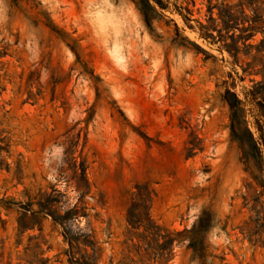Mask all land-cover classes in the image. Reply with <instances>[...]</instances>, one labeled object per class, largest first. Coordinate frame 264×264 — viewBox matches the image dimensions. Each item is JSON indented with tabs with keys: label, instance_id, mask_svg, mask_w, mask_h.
<instances>
[{
	"label": "rangeland",
	"instance_id": "rangeland-1",
	"mask_svg": "<svg viewBox=\"0 0 264 264\" xmlns=\"http://www.w3.org/2000/svg\"><path fill=\"white\" fill-rule=\"evenodd\" d=\"M163 2L0 0V264H264V0Z\"/></svg>",
	"mask_w": 264,
	"mask_h": 264
},
{
	"label": "trees",
	"instance_id": "trees-1",
	"mask_svg": "<svg viewBox=\"0 0 264 264\" xmlns=\"http://www.w3.org/2000/svg\"><path fill=\"white\" fill-rule=\"evenodd\" d=\"M156 3L161 8L165 7L163 0H156ZM251 4H252V1H251ZM257 9H260V7L254 8V11L257 12ZM219 16H220L222 23H223V26L225 28H229V29L237 28L238 21L240 20V18L235 12H232L231 9H228V8L220 9ZM256 21L262 22L263 21L262 16L260 15L256 19ZM202 29L208 30V28L204 25H202ZM246 30H247L246 28L242 29V31H246ZM203 35L206 38H212V35L208 32H203ZM241 39H242L241 37L235 38L234 36H232V41L230 43H224L223 44V46L226 48V50L229 53H231L235 58L241 50V47L238 45L239 41ZM236 99L238 101H240L238 99V97H236ZM74 214H76V213H74L73 210H69L65 216H57V217H55V219L57 221H60L62 224H65L66 220L70 217V215H74ZM142 220L143 219L139 216L138 205L134 204L132 206V208L130 209V222L132 223V227L138 228L141 225ZM212 225H213V213L209 210L204 209L202 211V213L198 216L197 220L194 222L193 227L190 230V234L188 235V238L190 239V244L194 247H198L200 242H201L200 241L201 235L204 232L208 231L212 227ZM151 226L153 227L154 225H151ZM64 232H65L66 237L68 236L71 247L73 245V242H75L77 244V247H79L80 244L91 245L93 247V242L91 240L90 234L81 233L79 235H71L66 227H65ZM175 240L176 239L171 238L168 240L167 243H171V245H173ZM73 257L75 259L74 263H76V264H90L87 261L85 255H82V260H80L78 258L76 259V257L74 255H73Z\"/></svg>",
	"mask_w": 264,
	"mask_h": 264
}]
</instances>
